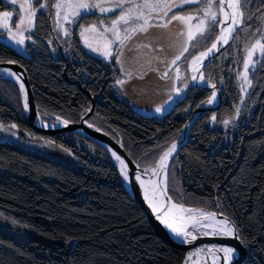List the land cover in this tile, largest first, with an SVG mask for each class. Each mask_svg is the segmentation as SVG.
Returning a JSON list of instances; mask_svg holds the SVG:
<instances>
[{"label": "trees", "instance_id": "obj_1", "mask_svg": "<svg viewBox=\"0 0 264 264\" xmlns=\"http://www.w3.org/2000/svg\"><path fill=\"white\" fill-rule=\"evenodd\" d=\"M32 4L36 7V0ZM8 9L0 0V12ZM247 11L251 18L255 15L248 41H242L241 48L216 68L211 64L203 71L204 78L220 91V105L214 112L195 117L171 167L183 195L178 202L202 203L207 210L223 212L246 249L242 264H264V56L232 130L218 127L232 117L238 104L236 76L245 51L264 32L260 20L264 0H248ZM100 17L87 13L77 24H98ZM48 22L46 12L36 13L24 55L0 43V60L15 61L26 73L42 120L51 113L77 122L93 100L94 111L87 123L99 119L107 124L119 142L111 137L136 162L143 153L170 143L167 149L190 113L210 98L209 92L192 89L161 118L143 116L119 95L115 65L81 47L76 35L79 26L74 28L71 50H62L60 55ZM213 116L215 126L210 127ZM0 123L32 132L25 123L19 88L7 78H0ZM73 136L43 137L68 150L78 161L74 167L0 141V227L29 234L19 238L0 231V264H180L185 253L166 246L153 234L108 154L97 146L94 154L89 152ZM67 243L72 245L66 247Z\"/></svg>", "mask_w": 264, "mask_h": 264}, {"label": "snow or ice", "instance_id": "obj_2", "mask_svg": "<svg viewBox=\"0 0 264 264\" xmlns=\"http://www.w3.org/2000/svg\"><path fill=\"white\" fill-rule=\"evenodd\" d=\"M12 3H16V0H12ZM50 0H36V7H33L31 3L28 4V14L26 17H19V22L15 24L14 28L4 25L8 31V38L15 42L17 45H24L26 39H31L30 36H25V32L31 30L33 23V17L36 15L37 11L49 7ZM227 5L228 11L225 9L224 5ZM248 0H54L51 3V7H54L57 12V17H61L68 23H72V17L83 18L87 13H95V10H99L101 14L105 13H116L115 16L110 18V24L105 26L104 20L101 19L99 26L96 24L90 25L83 28L81 36L85 37V33L91 32L95 33L94 39L103 40L104 51H101L100 46L94 47L92 44L87 42V37H85L86 46L89 47L94 52H100L105 58H109L113 54L112 45L119 40L120 48L126 46V42L133 39L136 33H149V29H164L165 32L161 33H149L147 39L151 41L153 37H165L166 39L172 41L170 47H178L179 51L170 60L167 55L163 57H156L161 64L167 66L171 64L175 66L177 61H180L183 57L185 61L190 62L192 65H199V67H193L194 72H198L200 67L203 66V60L206 59L210 53L214 50L218 51L217 45L221 42L223 44H228L229 39L233 38V32L235 31L234 26H240L244 23L245 10L247 8ZM186 5H195L194 8H185ZM21 9L24 8V4L19 6ZM180 8L182 11L176 12L175 9ZM218 12L223 13L225 20L230 19L231 23L227 27H222L225 21L218 20ZM171 13V15H170ZM12 13L3 12L0 16L5 18L10 17ZM248 19L251 18L249 15ZM264 19V17H262ZM195 21V23H193ZM174 22L175 25H174ZM24 27H21V26ZM170 26H173L170 28ZM220 27V33L215 35V42L211 43L210 47H206L204 51H200L198 54H193L189 52V47L192 49L198 48L201 44V40H211L216 28ZM195 29V32L193 31ZM257 31H260L257 29ZM111 34L110 36L108 34ZM123 33V35H121ZM238 34V33H237ZM64 35L67 37L70 35L68 29H64ZM199 36V39L197 38ZM181 37H186V39L181 40ZM195 41V43H192ZM137 47H149V43H142L136 41ZM259 49L261 56H264V32L261 33L260 38L256 39L255 42L246 49L247 59L244 64L245 73L248 70L249 63L252 62L253 53ZM160 51H165L164 47L161 45ZM117 62H119V55L121 54L119 48L116 49ZM185 53H189L188 57H185ZM0 63H4L0 60ZM7 63H15V61H7ZM158 71V69H157ZM170 68L166 67V70L160 72V78L166 79L169 77ZM180 68L176 67V77L175 79H181L178 75ZM0 73H7L10 77H15L18 81L20 77L13 71L9 69H0ZM193 80L197 79V76L192 77ZM200 80H204L203 74L199 76ZM245 83L249 86L251 82L248 80L247 75L243 77ZM118 83H123V81H118ZM187 84H185V87ZM213 88L215 85H211ZM20 90L24 93V109L29 110L27 92L25 91L24 84L20 83ZM244 90L242 86V91ZM180 89H177L179 93ZM216 93H212V98H215ZM171 99V97H169ZM165 103H168L166 101ZM208 103H212L209 100ZM162 107H157L156 112H161ZM60 120V117H56ZM215 120V116L212 118ZM65 125L68 121H62ZM225 124L229 121L225 120ZM3 126H0L2 128ZM15 128L16 125H11ZM92 127V125H89ZM100 129H97L99 131ZM15 135V133H13ZM176 145L172 144L171 147L159 156L154 167L144 168V173L151 172V176L156 179H151L148 181L153 185L154 194L164 196V206L166 210L158 218L164 223L171 232L180 239L181 243H191L197 239L198 236H209V235H222L225 237L239 238L238 232L235 228L233 222H231L228 217L223 213H217L215 211H206L203 208H186L183 203L173 202V197L168 195V159L175 151ZM112 155L121 165V173L124 178L128 179V165L125 160L121 158L115 151ZM139 167V165H137ZM136 180L140 181L141 187L144 186L145 181L141 179L140 175H136ZM145 199L149 200L150 206L153 207L154 212H159V208L154 203L155 195L153 199H149L147 195V190H145ZM217 207H220L217 204ZM173 209H177L180 213H187L188 215H182L180 217L181 221H187L190 223H181L179 227L174 226L173 223H169L165 217L169 216ZM223 217L218 219L217 217ZM175 219V217H173ZM204 229H211V232L204 231ZM199 251H207L215 255L216 252L224 253L225 264L232 258L234 249L230 246H221L215 249L213 248H201Z\"/></svg>", "mask_w": 264, "mask_h": 264}, {"label": "rangeland", "instance_id": "obj_3", "mask_svg": "<svg viewBox=\"0 0 264 264\" xmlns=\"http://www.w3.org/2000/svg\"><path fill=\"white\" fill-rule=\"evenodd\" d=\"M1 2L6 3V5L9 7V9L6 11H2L0 13L10 12V13H12V15L10 17H7V18L0 16V43L8 45L11 48H13L14 50H16L18 53L24 55L25 54L24 47L26 44L31 43V39H26L24 45L15 44L14 41H12L8 38V31H7V28L4 27V25L7 24L8 26L14 28L15 24L19 22V17H22V16L26 17L27 16L28 4L29 3L32 4L33 0H16V3H12V0H1ZM53 2H54V0H50L49 7L45 8V9H41L39 11L46 12L47 15L49 16V22L48 23H49V27L51 30L52 41L54 42V45L57 48V51L59 52V54L62 55L63 51L64 52L66 50L70 51L72 48V46L70 44V40L72 39L74 28L79 26L77 24V20L79 17H72L71 18L73 20L72 23H68L65 20H63V18H62L63 13L61 14V17H57V15H56L57 10L54 7H51V3H53ZM21 4H24L23 9H21L19 7ZM32 6L35 7L33 4H32ZM186 6H191V5H186ZM179 9L180 8H177L174 11L180 12ZM228 11H231V10H228ZM95 12L101 16L100 17L101 19L104 20L105 26H108L110 24V20L107 21V19H109L110 17L107 18V16L112 15L114 13L101 14L99 12V10H95ZM170 15H171V13H170ZM221 16H222L221 13L218 12V17H217L218 20L221 19ZM34 17L32 18L33 23L31 26V30L25 32V36L31 37V35H32L33 27H34ZM247 17H248V11L246 8L244 23L240 26H237L238 28L236 29L235 33L233 34V38H231V41L218 54V56L215 57V59L208 64V66L213 64V67L216 68L217 65L219 64V62L223 63L224 60L225 61L227 60V57L229 54L233 53L234 50L241 48V46L239 44L242 41H244V40L248 41L246 39L248 38V36H250L252 34V32H251L252 28H250L249 26L252 23L253 17L250 19H248ZM261 18H262V14H260V20H261ZM229 21H230V19H229ZM99 23H100V21H99ZM99 23L96 25L99 26ZM175 23L176 22H174V25H175ZM193 23H195V21H193ZM263 23H264V19H263ZM93 24L94 23H92L90 25H93ZM90 25H88V26H90ZM88 26L81 25L76 30V35L80 41L81 47L90 55L98 57V58H100L106 62L113 63L115 65V67L119 73V78L115 81V87L118 90L121 98L123 100H125L130 105V107L134 111H136L137 113H139L143 116L161 118L166 112H168L173 107L174 104L181 101L188 94V92L190 90H192V89L201 90L198 88H194L192 86V83L194 80L191 77V72H192L193 67H195V66L191 64L190 58L188 61H185V59L182 57L180 61H177V64L175 66H173L171 64H168L167 66H165L164 64H161L158 59H156V57H163V56L167 55V57L170 60L172 57H174L176 54H178L179 48L178 47H170V45L172 44V41L166 39L165 37H159V38L153 37L151 39V41H149L147 39V37L149 36V33H161V32H165L166 30L153 28V29H149V33H136L135 36L133 37V39L130 41H127L126 46L123 48H120L119 40H117L111 46L112 50H113L112 56L109 58H105V56L101 55L100 52H94L89 47L86 46L85 37H87V42L92 44L94 47L100 46L101 51L105 50L103 40L94 39V37L96 36L95 33L88 32V33H85V37L81 36V32H82L83 28L88 27ZM21 27H24V26L22 25ZM171 27H173V26H170V28ZM64 29H68L70 31L69 36L66 37L64 35ZM193 31L195 32V29H193ZM108 35L110 36L111 34L109 33ZM121 35H123V33H121ZM215 35H218V27L216 28V31H215L211 40H201L200 46L198 48H195V49H192L190 46L189 52H191L193 54H198L200 51H204L206 49V47L211 46L212 42H215ZM197 38L199 39L198 35H197ZM184 39H186V37H181V40H184ZM136 41H140L142 43H149L150 46L146 47V48L145 47H137ZM192 43H195V41H192ZM231 44H233V46L231 47L233 49L230 50L231 49L230 48L229 49L230 51L226 50L227 48H229L231 46ZM161 45L165 49V51H163V52L160 51ZM118 48H119V51L121 53L119 55V62H117V53H116V49H118ZM184 55H185V57H188L189 53H185ZM260 58H261V54L259 52V49L257 48V50L253 53L252 62L249 63L248 70L245 73L244 64H245V61L247 59V52L245 51L243 64L241 65V70L236 76V86H237V90L239 92V101H238L237 106L233 110L232 117L229 119H226L227 121H229V123L225 124L223 121L222 123L218 124V127L222 131L228 132V131L232 130L233 125H234L235 121L237 120L239 113L242 110L244 101L248 95L250 88H251V85L249 86L247 83H245L243 77H244V75H247L248 80L251 82V77H252L253 73L255 72V70L259 64ZM166 67L171 69V71L169 72V77H171V78L161 79L160 78V72L166 70ZM176 67L180 68V72L178 75L181 77V79H175V77L177 75ZM157 69H158V71H157ZM9 80H11V79H9ZM11 81L14 82L13 80H11ZM118 81H123V83H118ZM200 81L204 82V85H207V86L213 85V83L209 82V80H207L205 78H204V80H200ZM14 83L18 86V84L16 82H14ZM185 84H187L186 87H185ZM242 86L244 88L243 91H242ZM215 87H216V85H215ZM18 88H19V93L21 96L22 108L24 111L23 92H21L19 86H18ZM177 89H180L179 93L177 92ZM202 91L209 92L210 98L207 101H205L203 104L196 107L192 111V113L194 111H196L197 109L209 108L214 102V100L212 98V93H213L212 91L203 90V89H202ZM218 92L220 93L219 90H218ZM220 95H221V93H220ZM169 97H171V99H169ZM221 98H222V96H221ZM209 100H212V103H208ZM166 101H168V103H165ZM34 103H35V99H34ZM35 106H36V104H35ZM157 107H162L163 110L161 112H156L155 109ZM87 112L88 111H85L84 114L81 115V118ZM212 112H214V111H212ZM192 113H190V117H189L188 121H190ZM207 113H211V112H207ZM200 114H205V113H200ZM200 114H198V115H200ZM56 117H57V115L48 113L47 116H46V114L43 115V120L40 117L39 118H40L42 123H44L45 125H49V126L56 125L58 121H60V122L65 121V118H63V117H60V120H57ZM78 122H79V120L77 122H74V123H78ZM74 123L68 122L67 124H74ZM11 125H13V124H1L0 123V126H3L2 128H0V141L15 143V144H17L23 148H26V149L38 152L42 155H45V156L49 157L50 159L55 160L56 162L63 164L65 166H68V167H74L78 164L77 159L74 156H72V154L68 150H66L65 148H63L57 144H55L49 138H45L41 135L33 134L32 132H29L26 130H20L17 127L12 128ZM63 125H65V124L63 123ZM89 125H92V127L95 129H100L99 131H101L107 135H110V137L112 135L119 142L120 137L118 136V134H116V133L110 134L109 126L107 124H104L103 122H101L99 119H95L92 122V124H89ZM214 126H215V122L211 118L210 119V127H214ZM13 133H15V135H13ZM73 134H74V136L72 139L77 143L78 146L86 148V150H88L89 152H91L93 154L95 153L96 146H97V147H100L101 152L104 151L106 153V151L104 149H102L101 146L94 143L93 141L90 140V142H86V141H84L85 138H83L82 136L75 134V133H73ZM169 144H167L165 147L159 146V148H157L155 151H149V152L143 153L141 155L140 159L139 160L137 159L138 162H137V160H136V162H134L132 159L131 160L136 165H139L140 169H144L145 167H150L156 163V161L158 160L161 153H163V151H165L164 149H166V147ZM171 163L172 162L169 163V167H168V171H169V177H168L169 192H168V195H171L173 197V202L179 203L178 201H180L181 199L183 200V195H182V192L180 190V182H179L178 178H176L174 176V172L172 169L173 166L171 167ZM125 190H126V188H125ZM184 206L186 208H203L206 211H210V210H207L206 205L202 204V203L200 205L197 204V206H186V205H184ZM215 212L220 213L218 211H215ZM12 226H14V225H12ZM0 231L6 235H10L13 237L23 238L27 235L29 236V234H27L25 231L20 230L18 228L5 229V228L0 227ZM71 245L72 244L67 243L66 247H70ZM184 258H185V256H184ZM183 263H184V259L180 264H183Z\"/></svg>", "mask_w": 264, "mask_h": 264}, {"label": "water", "instance_id": "obj_4", "mask_svg": "<svg viewBox=\"0 0 264 264\" xmlns=\"http://www.w3.org/2000/svg\"><path fill=\"white\" fill-rule=\"evenodd\" d=\"M224 7L226 10H228L226 4L224 5ZM221 15L222 16H221L220 20L225 21L222 25V27H223L229 23V19L225 20L223 13H221ZM234 28L236 31V29L238 27L235 26ZM235 31L233 32V34L235 33ZM219 33H220V27H218V34ZM230 41H231V38L229 39V42ZM226 46H227V44H224V45H221V43L218 44L217 48L219 50L218 51L214 50L211 54H209V56L203 60V66L200 67V70L195 73V76H197V79L193 81L192 86L194 88H198L201 90L203 89V90H210L212 92H215L216 93L215 99H214L213 104L209 108L197 109L196 111H194L192 113L190 121H188L186 123V125L182 129L178 139L172 143V144L176 145V149L173 153L172 158L177 154L180 147L182 146V144L186 140L188 133L190 131V127L193 124L195 117L200 113H207V112L215 111L220 105L221 95L218 92L217 88L216 87L213 88L212 86L204 85V83H203V85H201L199 83V76L203 73L204 69L208 66V64L211 61H213L215 59V57H217L218 54ZM0 69H9V70L15 72L20 77L21 82L24 84V88H25V91L27 92L28 104H29V110L26 111L24 109L25 123H26V126L33 133H35L37 135H41V136H47V137H54V136H56L58 134H62V133H75V134L82 136L85 139L93 141L94 143L98 144L101 147H106L110 152L115 151L118 155L121 156L122 159L125 160V163L128 165L127 184H128L129 189H130L128 194L133 199V201L137 204L139 210H141V212L143 213V215L146 218L153 234L156 237H158L166 246H169L175 250L182 251V252L186 253L189 250H193V249L197 248V246L202 245L203 243H209V242H213V241L229 242V243H232V245L234 247H236V249H238V253H239L238 257L231 264H242L245 261L246 256H247V252H246L245 248L243 247V245L238 241L224 240L221 238H207L206 237V238H198L189 244H179V243L173 241V239H171L169 237V235L163 229L162 225L158 222V220L156 219L154 214L149 210L147 205L141 199L139 186H138V183H137L135 177H136V175L143 174L144 169H140L131 160V158L127 155V153L125 152L123 147L115 139H113L112 137H110L109 135H107L101 131H97V129H95L93 127H89V124L87 123V119L92 115V113L94 111V103L95 102L93 100H92V105H91L90 110L82 118L79 119L78 123L66 124V125H62L60 127H55L53 125V126H50L49 128H43L42 125L44 123L41 122V120L38 116V112H37V109H36V106L34 103L33 93H32L29 81L27 79V76H26L24 70L19 65H17L16 63H7V62L0 63ZM0 78H7V79L13 80L10 76L7 75V73L1 74ZM72 83L76 84L75 82H72ZM23 101H24V93H23ZM171 145L167 149H169L171 147ZM172 158H171V160H172ZM155 164L148 167V168L154 167ZM168 167H169V164H168Z\"/></svg>", "mask_w": 264, "mask_h": 264}, {"label": "bare ground", "instance_id": "obj_5", "mask_svg": "<svg viewBox=\"0 0 264 264\" xmlns=\"http://www.w3.org/2000/svg\"><path fill=\"white\" fill-rule=\"evenodd\" d=\"M229 23H231V20L229 21ZM228 24H226L223 27H227ZM221 45H224V44L221 42ZM197 66L198 65H195V67H197ZM1 74H3V73H0V75ZM194 75H195V72L192 70L191 77H193ZM11 78L20 87V83H22L21 80L19 79V81H18L15 77H11ZM199 83L201 85H203L204 82H202V81L199 80ZM62 125H63V123L60 122V121H58L57 124L54 125V126L55 127H60ZM42 127L43 128H49L50 126L43 124ZM102 149H104L106 151V153L109 155V157L111 158L112 162L114 163V165H115V167H116V169H117V171H118V173L120 175V178L122 180V183H123L124 187L127 189V192H129L130 189L128 187L127 180L124 178V176L122 175L121 170H120L121 169V165L115 159V157L112 155V152H110L106 147H102ZM173 153H172V155L168 159V164L170 162H172L173 158L175 157L174 156L172 158ZM171 158H172V160H171ZM140 176H141V179L143 181H145L144 186L141 187L140 181H138V180H136V181L138 183L139 191H140V196H141V199L143 200V202L147 205V207L149 208V210L154 214V216L156 217V219L158 220V222L162 225L163 229L167 232V234L169 235V237L171 239H173V241H175V242H177L179 244H189V243H181L180 242V239L177 238L171 232V230L164 223H162L161 220L158 218L166 210V206H164V200H165L164 196H160L158 194H154V192H153V185L148 182L150 180V178L151 179H156V178L151 176V172L140 174ZM145 190H147V195H148L149 199H153V197L155 195L154 203L159 208V212H154L153 211V207L150 206V204H149V200H146L145 199ZM182 215H188V214L187 213H180L177 209H173L172 213L169 216L165 217V219H167L169 223H173L174 226H177V227H179L181 225V223H185V224L190 223V222H187V221H181L180 220V217ZM173 217H175V219H173ZM217 218L218 219H222L223 217L218 216ZM204 231L211 232V229H204ZM206 237L207 238H221V239H224V240H233V241L240 242L239 238L225 237V236H222V235H209V236H202L201 235V236H198L197 239L198 238H206ZM221 246H230V247H232L234 249V252L232 254V258L228 261V264H231L238 257V255H239L238 249H236V247H234L232 245V243H229V242H217V241H213V242H209V243H203L202 245L197 246V248H195L193 250H189L188 252H186L185 258H184V263L183 264H225V261L223 259L224 253H222V252H216L215 255H213L212 253H209L207 251H199V249H201V248H204V249L213 248V249H215V248L221 247Z\"/></svg>", "mask_w": 264, "mask_h": 264}]
</instances>
